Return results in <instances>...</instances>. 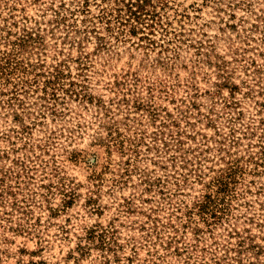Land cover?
I'll use <instances>...</instances> for the list:
<instances>
[{
	"label": "rangeland",
	"instance_id": "1",
	"mask_svg": "<svg viewBox=\"0 0 264 264\" xmlns=\"http://www.w3.org/2000/svg\"><path fill=\"white\" fill-rule=\"evenodd\" d=\"M0 264H264V0H0Z\"/></svg>",
	"mask_w": 264,
	"mask_h": 264
}]
</instances>
